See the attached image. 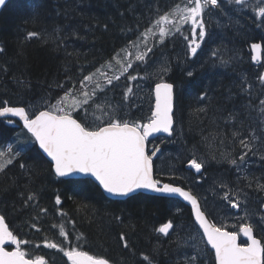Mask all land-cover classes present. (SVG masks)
<instances>
[{
  "label": "trees",
  "instance_id": "trees-1",
  "mask_svg": "<svg viewBox=\"0 0 264 264\" xmlns=\"http://www.w3.org/2000/svg\"><path fill=\"white\" fill-rule=\"evenodd\" d=\"M177 2L10 0L0 13V107H30L41 98L56 102L67 88L79 89L84 75L136 41L158 14ZM258 2L249 0V7L241 10L221 0L222 8L205 16L210 35L195 55L183 35L156 43L150 53L165 58L167 71L157 79L149 77V86L171 82L175 95L174 133L155 139L161 140L155 178L191 190L208 216L213 210L211 191L220 185H239L247 195L264 189V84L258 80L264 74V54L256 67L249 51L251 42H261L264 50V25L253 11ZM29 32L38 35L28 38ZM184 35H191L190 26ZM154 39L158 37L148 38L149 47ZM150 60L135 62L131 71L145 75ZM129 100L125 117L149 120L153 97L144 106ZM253 135L252 149H244L240 139ZM9 145L19 156L0 171V214L14 235L29 242L22 245L29 258L70 264L62 252L45 247L48 240L64 247L79 245L110 264H148L144 256L152 264H181L178 252L183 245H193L186 239L194 234L190 210L177 199L137 193L114 200L91 179L59 178L33 137L16 120L0 118V147ZM246 151L250 161L241 162L239 156ZM193 158L203 163L199 173L188 163ZM233 158L236 165L228 162ZM29 195L34 199L29 201ZM168 221L174 224L169 235L155 231ZM60 225L67 239L60 236ZM121 235L127 237V248Z\"/></svg>",
  "mask_w": 264,
  "mask_h": 264
},
{
  "label": "snow or ice",
  "instance_id": "snow-or-ice-1",
  "mask_svg": "<svg viewBox=\"0 0 264 264\" xmlns=\"http://www.w3.org/2000/svg\"><path fill=\"white\" fill-rule=\"evenodd\" d=\"M4 3L5 0H0V5ZM229 3L238 6L241 10L249 7V0H229ZM220 8H222L221 0H179L167 11L158 14L136 41H131L126 48L121 49L94 72L84 75L79 81V89L67 88L55 104L34 115H30L24 107L5 106L0 107V117L10 115L18 117L23 122L24 128L50 158L52 170L57 177L81 174L94 178L104 192L113 196H128L137 190H149L182 198L191 206V215L198 225L196 233L190 232L186 238L193 242V247L199 251V243L206 240L207 245L215 252V264H264V239H258L254 235L256 227L254 222H242L239 226V233L247 238L246 243L240 244L237 242L236 231L225 230L208 219V214L195 193L184 187L174 186L172 183L162 184L154 177L153 157L159 149L149 155L145 141L156 132L172 134L174 85L167 82L155 84V104L147 123L124 119L121 115L124 105L113 104L107 97L108 91L114 90L125 74L129 81L139 79L138 76L131 75L129 69L133 68L135 62L146 63L148 54L152 52L156 43L163 44L169 37L183 35L184 40L188 41L189 53L195 55L201 46L200 42L205 41L210 35L205 16ZM253 11L260 24L264 25V0H259L253 6ZM186 25L190 26V36L184 35ZM37 35L35 32H29L28 38ZM149 36L158 37L154 39L151 47L148 46ZM141 45L144 51L140 50ZM251 48L252 60L259 61L261 44L253 43ZM133 49H135L134 56ZM213 55H217V52H213ZM114 65L119 66L118 71ZM162 71L167 69L164 68ZM188 76H192V73L189 72ZM258 80L264 84V74L260 75ZM57 87L65 88L64 85ZM132 91L131 86L125 89L124 101H128ZM260 113L264 115V100L260 101ZM8 122L12 123L11 120ZM233 135L236 136L237 133ZM254 139L253 135L248 140L240 139L239 142L244 149L250 151ZM17 156L19 152L14 151L11 145L0 147V171L6 170ZM246 156L247 151L239 156V160L243 162ZM228 162L232 165L237 164L234 158ZM188 163L197 173L201 172L202 162H197V159L193 158ZM21 167L25 165L22 164ZM231 196V193L224 192L223 199L229 201L232 208H238L240 201L233 200ZM33 199L32 195L28 196L29 201ZM60 203V197L57 196L56 204ZM40 211L46 212V209ZM261 222H264V217H261ZM170 230H174L172 221L155 229L156 232L164 235H169ZM200 231L203 235L197 241ZM59 234L67 239L63 225L59 226ZM120 239L125 241L124 246L127 248V237L121 235ZM28 243L14 235L5 223V217L0 216V264H47L43 256L27 258L30 254L23 250L22 245ZM6 244L15 247L8 251ZM45 247L62 252L70 264H110L106 258L81 250L79 245L64 247L45 240ZM198 258V255L190 257L186 264H196ZM144 260L152 264L148 256H144Z\"/></svg>",
  "mask_w": 264,
  "mask_h": 264
},
{
  "label": "flooded vegetation",
  "instance_id": "flooded-vegetation-1",
  "mask_svg": "<svg viewBox=\"0 0 264 264\" xmlns=\"http://www.w3.org/2000/svg\"><path fill=\"white\" fill-rule=\"evenodd\" d=\"M249 157L250 156H246L247 162L250 161ZM243 191V188L240 189L239 185L236 186L235 184L232 186L226 185L224 187H221L220 185L216 190L214 189L211 191L210 198L213 200V210L210 216H208V219L217 224V226H222L228 231H236L238 233L237 242L240 244L247 242V238L244 237L243 234L239 233V226L242 222H254L256 225L254 235L258 239H264V222H261V217H264V189H259L257 193L250 192L249 195L245 194ZM224 192L231 193V198L233 200H239L240 206L235 209L232 208L229 201L223 199ZM217 205H219V208H217ZM189 210L191 213L190 208ZM192 221L195 225L194 228H192L195 234L198 229V225L195 224L193 217ZM202 235L203 233L200 231L197 236V241L200 240ZM183 248L184 249L178 252L181 258V264H186L188 258L197 255L199 258L196 261V264H215V252L211 249V247H209V245H207L206 240L199 243V251L192 245H183ZM201 249L203 251H201Z\"/></svg>",
  "mask_w": 264,
  "mask_h": 264
},
{
  "label": "rangeland",
  "instance_id": "rangeland-1",
  "mask_svg": "<svg viewBox=\"0 0 264 264\" xmlns=\"http://www.w3.org/2000/svg\"><path fill=\"white\" fill-rule=\"evenodd\" d=\"M149 37H151V36H149ZM140 50L141 51L145 50L143 45H141ZM134 52H135V49H134ZM150 53L148 54L147 59H149V60L151 59V60L149 62L148 67L146 68V72H145V68H144L145 75L136 74L135 72H132L131 69H129V73L131 75L138 76L139 79H137L135 81H129L127 79V74H125L126 77L121 78V80L118 82V86L114 90H109L107 93V97L112 101L113 104L119 103V104L124 105L123 111L121 112V115L126 120H129L125 117L126 107L130 106L129 105V101H130L129 99H132V101L135 100L137 105H143L144 106V103L146 101H149L150 99H152V93H151L152 86H149V84H148L149 77L153 78V79H157L158 77H160L163 74L162 69H164L163 63L165 61V58L162 56L161 57L160 56H151ZM144 72H142V73H144ZM262 72L264 73V71H262ZM111 74L112 73L110 72L109 75H111ZM101 82L103 83V80H101ZM129 86H131L133 91L130 94L128 101H124L123 100V94H124L125 89ZM55 103H56L55 101H50L46 98L37 99L36 101H34L30 105V107L28 108V111H30V113L37 112L43 108L47 109V107L49 105L55 104ZM82 115H83V113H82ZM150 117H151V113H150ZM142 123H144V122H142ZM160 142H161V140H155V139L148 141L147 146H148L150 153H152L157 148H159L158 144Z\"/></svg>",
  "mask_w": 264,
  "mask_h": 264
},
{
  "label": "water",
  "instance_id": "water-1",
  "mask_svg": "<svg viewBox=\"0 0 264 264\" xmlns=\"http://www.w3.org/2000/svg\"><path fill=\"white\" fill-rule=\"evenodd\" d=\"M9 1H10V0H5V3H4L3 5H0V13H1V11L3 10L4 6H5ZM253 43H259V44H261V49H260V55H261V58H260L259 61H256V62H254V61L252 60V54H253V52H252L251 45H252ZM249 51H250L251 61H252V63H253L254 65H256V66L261 65L262 62H263V52H264L262 43H261V42H251L250 45H249ZM160 82L171 83V82H168V81H159V82H157V83H160ZM155 84H156V83H155ZM155 84H154L153 87H152V97H153L152 109H153L154 104H155V91H154V89H155ZM173 103H175V95H174V92H173ZM5 106H8V107H24V108L26 109V111H28V108H27L26 106H24V105H8V104H6V105H4V106H2V107H5ZM152 109H151V111H152ZM42 110H46V109L43 108V109H41V110H39V111H42ZM173 110H174V109H173ZM37 112H38V111H37ZM28 113H29V111H28ZM35 113H36V112H34L33 114H30V115H34ZM0 118L14 119V120H16V121H17V122H18V123L24 128V126H23V122L20 121L18 117H12V116H10V115H7V116H5V117H0ZM147 122H148V121H147ZM147 122H146V123H147ZM24 129H25V128H24ZM174 129H175V120H174V125H173V132H172L171 135H169L168 133H164V132H156V133L151 134V135L148 137V139L145 141V146H146V151H147V153H148L149 155L151 154L150 151H149V149H148V146H147L149 140H153V139H157V138H168V137H171V136L173 135V133H174ZM25 130L27 131V129H25ZM29 134H30V133H29ZM30 135H31V134H30ZM33 139H34V138H33ZM34 141H35V140H34ZM35 143H36L38 149L40 150V152H41V153L45 156V158L51 163L50 158L47 157V154L44 153L42 149H40L39 144H38L36 141H35ZM158 149H159V151L157 152L156 156L153 157V174H154V177H155V160L158 158V156H159L160 153H161V148H158ZM53 172H54V171H53ZM54 174H55V172H54ZM59 178H63V179H69V178H88V179H91L93 182H95L94 178L85 177V176H83V175H81V174H74V175H71V176H68V177H59ZM95 183H96V185H98L97 182H95ZM164 183H168V182H164ZM162 184H163V183H162ZM173 185H174V186H180V185H176V184H173ZM98 186H99V185H98ZM181 187H182V186H181ZM99 188H100V187H99ZM100 189L102 190V192L104 193V195H105L106 197H108V198H110V199H114V200H122V199H126L127 197H130V196H132V195H134V194H137V193H145V194L156 195V196H161V197L175 198V199H177L178 201H180V202L184 203L185 205H187V206L191 209V206H190L189 204H187L186 201H183L182 198H178V197H176V196H170V195H166V194L155 193V192H152V191H149V190H137L136 192L131 193V194H129L128 196H113V195H111V194H108V193L104 192L102 188H100ZM185 189H186V188H185ZM186 190H188V189H186ZM0 216H2V215L0 214ZM5 223H6V221H5ZM6 224H7V223H6ZM7 226H8V224H7ZM9 230H10V229H9ZM10 231H11V230H10ZM10 246H11V245H7V244H6V245H5L6 250H8V251L13 250V248H11V249L9 248ZM209 247H210V246H209ZM27 258H29V257H27ZM32 259H33V258H32ZM47 264H48V263H47Z\"/></svg>",
  "mask_w": 264,
  "mask_h": 264
},
{
  "label": "bare ground",
  "instance_id": "bare-ground-1",
  "mask_svg": "<svg viewBox=\"0 0 264 264\" xmlns=\"http://www.w3.org/2000/svg\"><path fill=\"white\" fill-rule=\"evenodd\" d=\"M263 54H264V52H263ZM251 56V55H250ZM254 65V64H253ZM256 66V65H255ZM257 67V66H256ZM157 83V82H156ZM204 183V182H203ZM194 184V183H193ZM198 184H199V182H198ZM262 196V195H261ZM259 201V200H258Z\"/></svg>",
  "mask_w": 264,
  "mask_h": 264
}]
</instances>
